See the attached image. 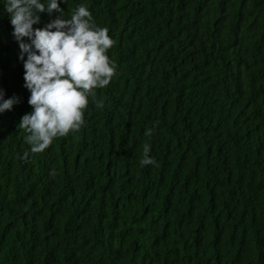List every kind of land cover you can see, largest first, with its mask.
Returning a JSON list of instances; mask_svg holds the SVG:
<instances>
[{
	"label": "trees",
	"instance_id": "1",
	"mask_svg": "<svg viewBox=\"0 0 264 264\" xmlns=\"http://www.w3.org/2000/svg\"><path fill=\"white\" fill-rule=\"evenodd\" d=\"M4 4L0 264H264V0H64L109 30L117 73L41 153Z\"/></svg>",
	"mask_w": 264,
	"mask_h": 264
},
{
	"label": "clouds",
	"instance_id": "2",
	"mask_svg": "<svg viewBox=\"0 0 264 264\" xmlns=\"http://www.w3.org/2000/svg\"><path fill=\"white\" fill-rule=\"evenodd\" d=\"M61 3L64 0H5L3 8L20 49L23 86L30 93L32 110L18 125L28 133L24 139L32 153H41L57 137L78 131L89 98H95V90L109 85L117 73V65L107 54L115 43L109 30L96 25L84 4L65 19ZM43 14L55 18L39 27ZM20 102L19 96L6 98L0 88V114ZM97 106L102 107V102ZM145 134L151 135V130ZM150 151V145H145L141 166L156 164Z\"/></svg>",
	"mask_w": 264,
	"mask_h": 264
}]
</instances>
